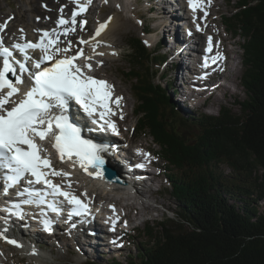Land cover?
<instances>
[{
	"label": "trees",
	"instance_id": "obj_1",
	"mask_svg": "<svg viewBox=\"0 0 264 264\" xmlns=\"http://www.w3.org/2000/svg\"><path fill=\"white\" fill-rule=\"evenodd\" d=\"M232 8L222 22L247 43L239 114L221 108L217 116H178L172 83L155 82L167 78L152 67L165 56L141 37L127 44L132 70L124 75L137 100L133 133L145 132L159 148L177 210L175 221L149 226L147 241L126 255L125 264H264V184L251 178L259 171L264 178V0H237ZM220 164L232 175L218 172ZM109 263L121 264L115 258Z\"/></svg>",
	"mask_w": 264,
	"mask_h": 264
},
{
	"label": "snow or ice",
	"instance_id": "obj_2",
	"mask_svg": "<svg viewBox=\"0 0 264 264\" xmlns=\"http://www.w3.org/2000/svg\"><path fill=\"white\" fill-rule=\"evenodd\" d=\"M70 3L75 6L70 19L64 18L62 7L56 29L44 31L38 42L29 41L23 45L17 43L12 46L24 55L25 62L31 60L27 54L29 50L39 51V59L32 64L35 71H30L25 62L13 63L12 50L5 47L0 39V178L3 180L4 194H8L21 181H26L28 185L43 184L45 190H50L48 195L62 196L73 205L69 212V217H72L87 215L88 206L70 192L62 191L61 185L53 182L51 177H67L69 174L53 167L49 150L43 142L47 141L61 162L78 163L90 176L100 177L99 170L105 164L102 153L107 149L83 135V128L70 116L69 110L74 103L93 124L118 135L117 126L111 119L116 115L111 104L119 109L122 97L113 99L112 85L87 74L92 70V65L78 63L83 56L82 51L68 55L71 42L67 47H60L58 37L68 36L75 31L77 17L87 12L92 0H70ZM188 3L193 13L202 10L201 0H188ZM207 3L210 4L211 0H207ZM86 23L87 21H80L79 25L83 27ZM6 26L7 22L0 25V32ZM63 26L68 27L62 32L58 31ZM105 27V24H100L95 36H99ZM20 32L23 34V29ZM80 43L88 42L81 40ZM212 50V38L209 37L206 51L211 53ZM85 59L90 60L91 57ZM209 59L215 64L223 56L219 52L211 57L206 56L204 67L209 66ZM25 73L28 74L30 87L23 93L22 99L13 100L20 93L18 86L25 83ZM10 104L11 107H8ZM89 169L95 171L89 172ZM17 195L27 197L24 204H35L37 207L47 205L54 212L60 211L48 204L45 192L25 188ZM3 211L17 219L25 216L19 203H13ZM7 223L8 217H5V224ZM42 223L45 231L51 230L50 221L44 220ZM114 228L115 222L113 230ZM6 232L7 228L0 231V239L15 247H22L18 241L8 238ZM32 254H36L35 250Z\"/></svg>",
	"mask_w": 264,
	"mask_h": 264
},
{
	"label": "rangeland",
	"instance_id": "obj_3",
	"mask_svg": "<svg viewBox=\"0 0 264 264\" xmlns=\"http://www.w3.org/2000/svg\"><path fill=\"white\" fill-rule=\"evenodd\" d=\"M163 1L166 0H160L159 2ZM149 2L151 3H148V0H137L136 2L135 0H108L105 8H101L100 10L96 9L92 14L95 20H101L105 17L108 18L111 15L117 14L116 16L119 17L120 20H122V23H124L122 24L120 22L121 26L117 25L111 32L106 34V37L103 40H101V42L104 41L103 45L113 48L114 54L106 59L103 58V56L95 55V57L100 59L99 61H101L95 62L97 64L96 73L99 77H102L111 82L110 84L113 86V91L116 93V97H122L120 101V108L121 110L125 111V116L127 115V119L125 120L124 114L120 113L123 117L120 125L124 129H128L126 130L127 140L132 139V141L137 145L145 147V149L149 151L158 153L159 148L153 143L151 137H149L145 132H142L138 135L133 133V135L131 136V131L134 129V127H136L138 120V118L134 115V109L137 104V100L133 95V82H130L124 75V73H128L132 70L129 65V61L130 59H132V57L130 56L131 50L128 48L127 44L133 38L142 37L148 49L152 44L155 43L157 39L163 38L166 50L169 48L168 50L171 53L175 51L173 48H170V46H168L166 36V31H169L172 34H176L177 36L179 35L178 32L172 31V29H176V27H174L175 23H173L172 25V21H170L169 12L171 10L172 4L166 3L165 11L162 13L163 17L166 19H159V21L157 22H147L148 27L151 30H156L157 32L149 36H143V19H147L149 17L151 18L156 15V12L152 14L146 13V9H149L151 6L150 9L152 10V12L153 10H158V6L155 5L156 0H150ZM185 2L186 0H173V3L178 4L177 10L179 11V13L182 12L180 11L181 6H179V4L181 5L183 3L184 5H186ZM211 2L215 5L214 11L215 13H217V15H213V18H215L216 20L213 22L211 28H214L215 31L211 34H214L215 38H225L223 49L225 51H230L231 57L233 58L231 62L234 63L233 66L235 69L226 77L228 89H222L221 91L220 88L219 91H215L210 100L206 101L207 105L204 107H199L194 110L193 108H191L192 105L188 106L187 104H185V107H183V105H177V99L173 94L169 92L172 102L176 104V109L179 112L178 116L184 119H189L187 117V114L190 112L193 115L207 114L210 116H217L221 108H228L231 109L234 113L239 114L240 106L238 105V103H243L246 100L245 89L242 87V76L246 71V66L244 65L246 63V55L243 54V45L245 44L246 46L247 43L243 41L244 39L242 38V36H234V34H232L231 32H225L224 25L222 23V16L230 15L233 9L232 6L237 3V0H211ZM55 4L56 0H53V3L52 0H0V25L4 19L8 18L11 15L16 16L14 20L15 22L13 21L15 23L13 26V30L15 31L20 30L18 29V26L23 27L24 25H28L30 22H32V20L36 22L35 24H45L51 21L52 25H54L56 22V16L61 15L59 8L54 7ZM70 8L71 6L69 7V9ZM69 9L68 11L64 12H69ZM24 10H26V12ZM64 14L65 13H63V15ZM32 26L31 29L35 30L36 26ZM87 32V30L82 29L80 33L86 34ZM7 34L9 35L8 37L10 39L11 35L15 33L9 32ZM78 36L79 34L75 35L74 38L71 39V42L74 45H78L76 41V37ZM175 41L177 42L179 47H181L182 45H186V43H181L177 38H175ZM200 42L204 43L203 37L200 38ZM183 53L184 52H182V54ZM103 59L106 60V62H102ZM152 67L154 70H158V75L160 76L163 72L166 71V69L167 71H169L167 73L169 74V76H167L165 80H162L159 76H156L155 82L157 83L170 81V77L178 72V67L176 68V66L175 71L171 72L168 63L161 67H158L156 65H153ZM225 72V74H227L230 72V70L226 69ZM201 101L202 99H200L198 102L202 103L203 101ZM188 108L192 111H188ZM191 129L192 128L185 130L188 134H190ZM179 130L182 132L184 129L179 128ZM191 133L194 135L197 133V130H192ZM155 161L159 164L158 159L155 158ZM123 164L125 165L126 162H123ZM161 166L162 169L159 181L158 183L156 182L151 189H149V193L154 192L158 188L159 183L161 184L160 186H162V190L154 194L148 193L145 196H141L138 193H129L128 191L115 187L105 194L96 187L98 184H95L96 186L93 187L85 180H82L83 183H80L79 181H81V177L79 178L78 176L79 181H77V185L80 187V192L83 191L82 189L87 190L88 187L91 188L92 190H94L92 192L94 193V195L98 196L99 198L103 196V198H101V204H103L104 208H107V204L110 202L113 204L120 203L121 206L126 207V209L124 208L123 212L125 214L130 212V218L135 217L136 224H140L139 228L135 232H130L125 235L123 245L121 243L117 246L118 248H121L127 244L126 247H123L124 250L119 257L118 255L114 256L112 254H106L107 250L105 246L96 251L97 253H92V249L89 248L85 249V251L90 250L89 253H80L76 248V244L68 241L70 240L68 238H65L63 239V241L59 242V245L57 247L51 239H42L36 237L39 241L37 242L33 238L32 240H30L29 238H25V243L30 240L39 247H44L40 245L46 244L47 247L44 250L43 255H45L48 260H40L41 262L39 261L40 263L38 264H110L109 261L111 260V258H115L119 263L125 264L126 255L128 253H131L132 255L136 254V248L140 245V243L147 241L146 238L147 232L149 231V226L152 227L162 218L175 221L173 212L177 209L174 205V200L170 193V184L165 176L166 174L170 175V172L168 169L163 167V164H161ZM217 171L224 172L225 174H229L230 176L232 175V173L230 174V169H228L224 164L218 165ZM261 175L262 171H259L251 177L252 180L255 181L257 186L260 184H264V178H262ZM88 184L89 186L87 187L86 185ZM129 197L131 199H129ZM262 208L263 206L260 203L258 209L261 210ZM143 216L147 220L144 224L141 223L140 220V218H142ZM81 238L83 241H85L86 239L83 237ZM35 245L33 247L37 248ZM96 246L97 245H94L93 248H95ZM25 251L27 250L25 249L24 252ZM0 253L4 255V264H37L31 257L27 255V253H23L20 248L10 247L2 244L1 242Z\"/></svg>",
	"mask_w": 264,
	"mask_h": 264
},
{
	"label": "bare ground",
	"instance_id": "obj_4",
	"mask_svg": "<svg viewBox=\"0 0 264 264\" xmlns=\"http://www.w3.org/2000/svg\"><path fill=\"white\" fill-rule=\"evenodd\" d=\"M52 3H53V0H52ZM166 3H169V4H172V7H171V10H170V12H169V14H170V21H172L171 22V24L173 25V23H175L174 24V27H176V29H172V31H175V32H178L179 33V35L177 36L176 34H172V33H170L169 31L167 32L166 31V34H167V37L169 38V40L171 39V38H177V39H179L180 40V42L181 43H185V40L183 39V29H181V27L179 26V22H178V20H179V16H178V12H177V10L175 9V3H173V0H166V1H163V2H159L158 3V14H157V17H158V19H166V18H164L163 17V12L165 11V8H166ZM73 7L74 5L72 4V3H70V1H68V0H56V4H55V6L54 7H57V8H59V10L63 7V9H64V11H68V9H69V7ZM25 12H26V10H24ZM24 12V13H25ZM25 15V14H24ZM117 15V14H116ZM116 15H111V16H109L107 19H105V20H109L110 21V23H109V26H108V28H107V30H106V32L105 33H103L99 38L101 39V40H103L105 37H106V34H108L109 32H111L117 25H120L121 26V24H120V22L122 21V20H120L119 19V17H117ZM57 16H61V15H57ZM56 16V17H57ZM121 18V17H120ZM27 19V18H26ZM122 19V18H121ZM15 20V19H14ZM13 20V21H14ZM55 20H56V18H55ZM105 20H103V21H105ZM126 20V19H125ZM11 22L10 24H9V29H8V32H14V33H17L18 35H19V37L21 38V39H23V40H27V41H30L33 37H37L38 35H40L41 33L39 32V31H43V30H47V29H51V28H55V25H56V22H55V24L54 25H52V22L51 21H49V23H39V24H35L36 22L34 21V20H32V22H30L28 25H24L23 27H19L18 26V29H23V34H21V32H20V30H13V26H14V22ZM3 22V21H2ZM125 22V21H124ZM163 22V21H162ZM161 22V23H162ZM122 23V22H121ZM122 24H124V23H122ZM22 25V24H21ZM32 25H35L36 26V29L35 30H32L31 29V26ZM163 26V25H162ZM33 27V26H32ZM124 28V27H123ZM30 29V30H29ZM128 29V28H127ZM170 31H171V29H170ZM209 34H211V33H209ZM99 38H97V39H93V38H90L89 40H88V43H87V51H88V57H90V56H95V55H100V56H103V58H109L110 56H112L114 53H113V48L112 47H110V46H102V45H100L99 43H98V41H99ZM101 40H100V42H101ZM196 43H199V44H201V42H200V38L199 37H197L196 38ZM179 48H183V51L182 52H184V50H187V54H188V56H190V54H189V52H188V49H192V52H193V47H191V42L190 43H188V44H186V45H182L181 47H179ZM116 51V50H115ZM102 54V55H101ZM117 54V53H116ZM174 59L176 60V62L178 63V71H180V70H182L181 71V75H180V77H179V81L181 82V83H187L188 81H185V80H188V77L189 76H191L192 75V73L189 71V69L186 67V66H184V63H183V61L185 60V57H184V55L182 54V53H180V55L178 56V55H174ZM172 60V59H171ZM179 66H180V68H179ZM97 71V70H96ZM233 72V71H232ZM231 73V72H230ZM111 85V84H110ZM115 89H117V88H115ZM222 89H228V87H221V91H222ZM115 93V92H114ZM116 94V93H115ZM15 98H17V96H15ZM14 98V99H15ZM203 103H205V101H203L202 102V104ZM121 104V103H120ZM125 108V107H124ZM119 110H120V113H122V114H124V118H125V120L127 119V115L125 116V111L124 110H121V108H119ZM118 126L120 127V128H122L121 127V125H120V123L118 124ZM113 154L115 155V156H117L118 157V160L119 161H123V162H126V164L124 165L123 164V162L121 163L122 164V168H124V169H126V171H130V166H131V163H132V155L129 153V154H127V155H119V152L116 150V149H114V152H113ZM107 160H108V163L110 164V160H109V158L107 157ZM75 169V168H74ZM91 172H93L92 170H91ZM77 176H79V175H77ZM89 174H86L85 176H83V177H81V180H82V178H85V179H83V180H85V181H87L89 184H91V186H93V187H95L96 185L95 184H98V182H95V181H92L91 179H87V178H89ZM91 176H93V175H91ZM80 177V176H79ZM141 183H145L146 185H148L149 187H151L152 186V182L151 181H141V182H133V183H131V185H132V187L134 188V189H136L137 188V186L139 185V184H141ZM137 191H139V190H137ZM129 199H131L130 197H129ZM128 199V200H129ZM116 203H117V201H116ZM101 205V207L100 208H102V210H104V211H106V207L104 208L102 205L103 204H100ZM112 205H118V204H113V203H108L107 204V206L108 207H110V206H112ZM133 206V205H132ZM55 230L56 231H61V229H60V226H56V228H55ZM98 230H99V232L101 233V228H98ZM90 231H93V232H95L96 233V228H94L93 226H90L89 228H87V229H85L84 231H82V232H78V231H71V232H69V234L67 235L69 238H70V240H68V241H70L71 243H73V244H76V248H77V250H78V252H82V253H84V254H87V253H89L90 252V250H87V251H85V249L86 248H89V249H92L91 251H92V253H97L96 251H98V246H100V241H101V244H105V241L103 240V237L104 236H97V235H91L89 232ZM23 236H24V233L22 234ZM98 235H99V233H98ZM17 236H15V237H13L12 235H11V232H9V237L8 238H10V239H14V240H16L17 241V238H16ZM18 237H19V235H18ZM81 237H83V238H86L85 239V241H83L82 240V238ZM19 243H21L20 241H18ZM58 244L57 245H59V242H57ZM94 245H97L95 248H93V246ZM24 246H25V244H24ZM27 247H29V246H27ZM26 246H25V249L27 250V251H25L24 252V248L22 247V248H20L21 249V251H23V253H30V256H31V258L34 260V262H36L37 264L38 263H40L41 261L40 260H48V258L45 256V255H43V253L42 252H38L35 248H33V247H29L30 249H28ZM33 250H35V251H37V254L35 255V256H32L31 254H32V252H33ZM101 256V255H100ZM40 261V262H39Z\"/></svg>",
	"mask_w": 264,
	"mask_h": 264
},
{
	"label": "water",
	"instance_id": "obj_5",
	"mask_svg": "<svg viewBox=\"0 0 264 264\" xmlns=\"http://www.w3.org/2000/svg\"><path fill=\"white\" fill-rule=\"evenodd\" d=\"M104 177L105 179L110 182V183H114V184H119V185H123V182L120 180H117L116 178H114L112 175L111 170L106 169L104 172Z\"/></svg>",
	"mask_w": 264,
	"mask_h": 264
}]
</instances>
